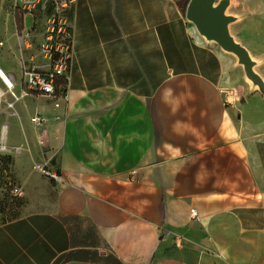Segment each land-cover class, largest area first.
<instances>
[{
    "label": "crops",
    "instance_id": "0c3cea01",
    "mask_svg": "<svg viewBox=\"0 0 264 264\" xmlns=\"http://www.w3.org/2000/svg\"><path fill=\"white\" fill-rule=\"evenodd\" d=\"M189 2L75 0L65 12V98L56 108L17 86L0 129L23 190L0 221V264H264V97L188 21ZM227 14L264 79V0H231ZM14 55L0 67L20 82L27 54Z\"/></svg>",
    "mask_w": 264,
    "mask_h": 264
},
{
    "label": "built area",
    "instance_id": "2783aa9c",
    "mask_svg": "<svg viewBox=\"0 0 264 264\" xmlns=\"http://www.w3.org/2000/svg\"><path fill=\"white\" fill-rule=\"evenodd\" d=\"M41 0H32L40 3ZM51 2L53 13L48 23V30L44 41L39 45L38 52H27V57L21 60L22 78L17 82L14 75L0 67V100L5 105L7 117H15L17 111L15 103L19 99L15 95L17 86L20 87L21 97L40 96L50 99L56 108L65 98L63 87L69 77L73 56V33L64 20V14L75 0H46ZM4 43L0 41V47ZM29 47L26 48L28 50ZM40 58L42 61L40 62ZM12 98L13 100H9ZM36 127L41 126L45 120L39 116L31 119ZM6 151V150H1ZM42 173L53 181L60 182L61 177L48 171L47 167L41 169ZM12 194L22 197L23 190L13 187ZM193 219H198L195 209L191 210Z\"/></svg>",
    "mask_w": 264,
    "mask_h": 264
},
{
    "label": "rangeland",
    "instance_id": "374dc122",
    "mask_svg": "<svg viewBox=\"0 0 264 264\" xmlns=\"http://www.w3.org/2000/svg\"><path fill=\"white\" fill-rule=\"evenodd\" d=\"M52 13L51 2L46 0H41L40 3L32 0H0V41L4 43V46L0 47V66L5 69L18 66L14 55L16 48L24 53L32 52L37 35L42 33L45 38ZM24 35L27 45L23 43ZM39 61L41 62L42 58ZM256 71H260L259 67H256ZM249 102V104L254 103L251 100ZM5 116V105L0 100V129L5 123ZM2 144H0V156H10V149L6 145V151H1ZM261 156L264 159V150ZM9 178L6 174L0 173V221L13 218L17 214V202L12 197Z\"/></svg>",
    "mask_w": 264,
    "mask_h": 264
},
{
    "label": "water",
    "instance_id": "95a60500",
    "mask_svg": "<svg viewBox=\"0 0 264 264\" xmlns=\"http://www.w3.org/2000/svg\"><path fill=\"white\" fill-rule=\"evenodd\" d=\"M230 3L231 0H190L186 18L205 40L217 44L237 59L252 90L259 91L264 97V79L256 71L261 61L254 59L230 32V25L237 21L235 16L227 14Z\"/></svg>",
    "mask_w": 264,
    "mask_h": 264
},
{
    "label": "trees",
    "instance_id": "16d2710c",
    "mask_svg": "<svg viewBox=\"0 0 264 264\" xmlns=\"http://www.w3.org/2000/svg\"><path fill=\"white\" fill-rule=\"evenodd\" d=\"M12 159L10 156H0V173L6 174L10 171Z\"/></svg>",
    "mask_w": 264,
    "mask_h": 264
},
{
    "label": "bare ground",
    "instance_id": "6f19581e",
    "mask_svg": "<svg viewBox=\"0 0 264 264\" xmlns=\"http://www.w3.org/2000/svg\"><path fill=\"white\" fill-rule=\"evenodd\" d=\"M1 149L6 150V146L2 145Z\"/></svg>",
    "mask_w": 264,
    "mask_h": 264
}]
</instances>
